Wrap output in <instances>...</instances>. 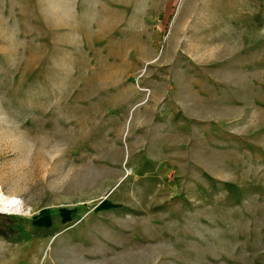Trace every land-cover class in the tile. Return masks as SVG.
Instances as JSON below:
<instances>
[{
    "label": "rangeland",
    "instance_id": "374dc122",
    "mask_svg": "<svg viewBox=\"0 0 264 264\" xmlns=\"http://www.w3.org/2000/svg\"><path fill=\"white\" fill-rule=\"evenodd\" d=\"M0 264H264V0H0Z\"/></svg>",
    "mask_w": 264,
    "mask_h": 264
},
{
    "label": "bare ground",
    "instance_id": "6f19581e",
    "mask_svg": "<svg viewBox=\"0 0 264 264\" xmlns=\"http://www.w3.org/2000/svg\"><path fill=\"white\" fill-rule=\"evenodd\" d=\"M25 211L23 201L13 195H6L0 188V213H23Z\"/></svg>",
    "mask_w": 264,
    "mask_h": 264
}]
</instances>
